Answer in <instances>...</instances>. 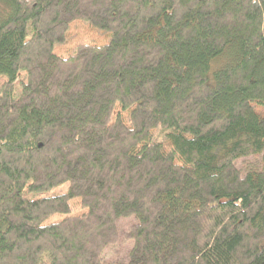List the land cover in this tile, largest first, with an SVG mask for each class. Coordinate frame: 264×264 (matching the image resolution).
Returning <instances> with one entry per match:
<instances>
[{"label": "trees", "instance_id": "1", "mask_svg": "<svg viewBox=\"0 0 264 264\" xmlns=\"http://www.w3.org/2000/svg\"><path fill=\"white\" fill-rule=\"evenodd\" d=\"M0 2V264H264V0Z\"/></svg>", "mask_w": 264, "mask_h": 264}, {"label": "rangeland", "instance_id": "2", "mask_svg": "<svg viewBox=\"0 0 264 264\" xmlns=\"http://www.w3.org/2000/svg\"><path fill=\"white\" fill-rule=\"evenodd\" d=\"M4 5L0 2V21L4 15ZM5 16V15H4ZM111 40V32L99 27L97 24L89 20L78 18L74 20L63 42H59L54 47V53L59 56H68L73 49L79 44H95L103 45ZM252 158L239 160L236 167L245 169ZM55 216L53 219H57ZM137 223L134 216L120 218L117 221V227L120 233L119 241L116 244L107 245L102 253V258L109 263H118L126 258L128 253L134 246V240L126 239L124 234L127 233L131 226Z\"/></svg>", "mask_w": 264, "mask_h": 264}]
</instances>
